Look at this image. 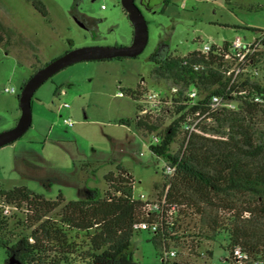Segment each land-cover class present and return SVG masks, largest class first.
<instances>
[{
	"label": "rangeland",
	"instance_id": "rangeland-1",
	"mask_svg": "<svg viewBox=\"0 0 264 264\" xmlns=\"http://www.w3.org/2000/svg\"><path fill=\"white\" fill-rule=\"evenodd\" d=\"M42 1L51 24L27 0H0V20L17 32L13 45L0 48V132L16 125L23 83L37 67L75 47L129 46L133 40V26L121 0ZM75 8L79 15L97 22L96 28L82 26L73 15ZM144 13L149 41L138 57L78 62L38 88L32 103V126L0 148V183L4 188L26 185L49 199L60 193L68 201L80 199L88 188L107 190L105 176L116 171L113 161L117 160L133 174L137 198L153 202L166 191L162 184L166 161L151 152V136L121 123L135 117L137 102L120 93L136 89L142 80L146 90L167 91L169 82L152 75L150 57L160 43L170 53L184 56L206 43L223 45L237 37L253 40L258 30H264V0H170ZM239 78L242 82L243 77ZM228 116L222 119L225 128L238 119L237 115ZM65 118L71 119V126L64 123ZM254 130L264 143V121L257 122ZM176 148L174 143L171 149ZM196 221L194 216L190 224L183 225L185 238L175 248L177 260L224 264L222 257L228 252L221 250L218 242L201 239L199 243V237H194ZM152 237L146 230L134 235V256L141 264H162ZM196 244L201 245L199 256ZM207 250L214 251L212 258ZM7 258L0 246V264H7Z\"/></svg>",
	"mask_w": 264,
	"mask_h": 264
},
{
	"label": "trees",
	"instance_id": "trees-1",
	"mask_svg": "<svg viewBox=\"0 0 264 264\" xmlns=\"http://www.w3.org/2000/svg\"><path fill=\"white\" fill-rule=\"evenodd\" d=\"M27 1L46 23H52L42 0ZM73 13L79 14L76 8ZM16 37V30L0 20V48L8 49ZM217 52L214 46L208 54L195 50L163 60L158 53L150 57L152 75L182 90L196 89V99L180 92L159 113L144 114V86L123 92L137 102V112L121 123L144 135H159L161 141L149 148L174 168L172 174L163 173L166 191L158 197H165L167 206H175L174 212L164 210L161 219L156 213L148 218L151 203L135 196V178L117 160L113 161L116 171L105 176L106 191L88 188L75 200H66L62 193L49 199L26 185L6 189L0 183V246L6 250L7 263L14 256L21 264H141L133 250L134 235L142 231L136 225L158 220L155 232L146 231L153 235L162 264L167 256L172 264H193L177 260L175 248L185 238L184 223L190 224L196 216L194 237H199V243L201 239L218 242L228 252L222 257L224 264H237L236 248L247 256L243 264H264V143L254 130L257 122L264 121V47L250 58L252 63L242 68L240 76L229 74L232 66ZM222 54H231L230 41L223 44ZM197 65L201 68L195 69ZM214 95L234 103V108L212 111ZM230 114L238 119L225 128L222 119ZM198 119L196 130L186 129L189 120ZM174 143L177 148L172 151ZM5 206L13 208L10 214L4 213ZM200 248L196 244L198 256ZM172 251L176 254L171 258ZM207 252L214 256L213 250Z\"/></svg>",
	"mask_w": 264,
	"mask_h": 264
},
{
	"label": "water",
	"instance_id": "water-1",
	"mask_svg": "<svg viewBox=\"0 0 264 264\" xmlns=\"http://www.w3.org/2000/svg\"><path fill=\"white\" fill-rule=\"evenodd\" d=\"M166 0H142L147 10L152 11L156 6ZM121 4L127 14L130 24L133 26V40L129 46H81L67 50L62 55L46 63L23 84L19 95L21 115L14 127L0 132V148L13 143L22 137L32 126L33 121V97L38 88L49 78L64 68L82 61L108 60L122 57H138L146 48L149 41V26L143 9L137 0H121ZM80 23V22H79ZM81 24V23H80ZM162 59L168 53L163 45L160 48ZM7 264H21L14 256L9 258Z\"/></svg>",
	"mask_w": 264,
	"mask_h": 264
},
{
	"label": "built area",
	"instance_id": "built-area-1",
	"mask_svg": "<svg viewBox=\"0 0 264 264\" xmlns=\"http://www.w3.org/2000/svg\"><path fill=\"white\" fill-rule=\"evenodd\" d=\"M264 42V31L257 34V36L253 40H246L243 41L242 38L237 37L230 41V50L231 54H222L223 53V45H219L216 43H206L203 45V48L198 49L197 51L201 54H208L211 52L214 48V46H217L218 52L217 54L224 57V60H228L232 68L229 70L230 73H234L235 76H239L243 71V67H247V64H251L250 58L255 54L256 51L263 48ZM201 65H197L195 69H200ZM165 81V80H164ZM145 84V81H141V85L143 86ZM7 92H14L15 89L12 88H6ZM180 92H183V96H187L191 99L198 98V92L194 88H188L186 90H182L181 86L176 84L169 83L167 91L164 93L160 90H146L143 100L141 101L142 106V112L144 114H155L159 113L164 106L173 101V97L179 98ZM123 95V92L120 93ZM257 100H259L257 98ZM211 110L214 112H219L223 107H230L234 108V103L224 101L223 98L219 95H214L211 98ZM65 107H70L69 104H65ZM200 119L196 121L187 122L185 124L186 129L188 130H196V125L199 123ZM64 123L68 126L72 125V121L70 118H65ZM152 142L154 144H157L161 141V138L159 135L154 134L151 136ZM167 164V163H166ZM174 172V168L169 167L167 165V171H165L166 174H172ZM145 202H150L149 210L147 212V217H151L152 213H156L157 218L161 219L162 214L164 213V210L167 211V214H172L175 210V206L169 207L167 206L166 198L162 199H156L155 201L151 202L145 197H140ZM12 207L5 206L4 207V213L10 214L12 211ZM159 221L155 220L153 222L143 221L136 225V227L140 230H149L151 232H155L158 229ZM176 254L175 251H172L169 257H174ZM247 258L246 254H244L240 248H236L233 254V259L236 260L237 264H243L244 260ZM166 264H172L168 261V256L165 259ZM225 264H230L228 261L225 262Z\"/></svg>",
	"mask_w": 264,
	"mask_h": 264
},
{
	"label": "flooded vegetation",
	"instance_id": "flooded-vegetation-1",
	"mask_svg": "<svg viewBox=\"0 0 264 264\" xmlns=\"http://www.w3.org/2000/svg\"><path fill=\"white\" fill-rule=\"evenodd\" d=\"M138 4L140 5V7L143 9L144 12H151V11L147 10L146 7L142 4V0H139ZM73 15L78 19V21L81 23V25L84 26L85 28H87L89 30H93L94 28H96L94 23H97V22H92L87 17H85L83 15L74 14V13H73ZM163 45H164L163 43H160L159 46L157 47V49L154 52V53H158V56H159L160 60H163L162 59L163 53L159 52L160 48H163ZM171 54L172 53H170V51L168 50V53L165 56V58L169 57Z\"/></svg>",
	"mask_w": 264,
	"mask_h": 264
}]
</instances>
